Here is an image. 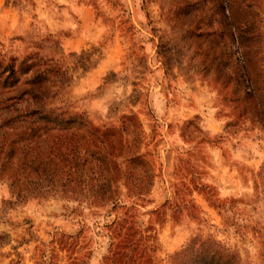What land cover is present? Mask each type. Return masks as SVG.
<instances>
[{
	"label": "rangeland",
	"instance_id": "1",
	"mask_svg": "<svg viewBox=\"0 0 264 264\" xmlns=\"http://www.w3.org/2000/svg\"><path fill=\"white\" fill-rule=\"evenodd\" d=\"M0 264H264V0H0Z\"/></svg>",
	"mask_w": 264,
	"mask_h": 264
},
{
	"label": "trees",
	"instance_id": "2",
	"mask_svg": "<svg viewBox=\"0 0 264 264\" xmlns=\"http://www.w3.org/2000/svg\"><path fill=\"white\" fill-rule=\"evenodd\" d=\"M38 119L43 120L41 114H40V116L38 117ZM36 122H37V121H36ZM37 128H38V127H37ZM35 129H36V128H35ZM7 145H8V144H7ZM58 157H59V158H58V161H59V163H61V168H63L64 165H66V164L69 162V158H68V153H67V151L61 150V152L59 153Z\"/></svg>",
	"mask_w": 264,
	"mask_h": 264
}]
</instances>
